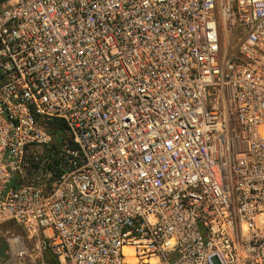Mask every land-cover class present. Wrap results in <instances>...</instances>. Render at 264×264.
<instances>
[{
  "label": "built area",
  "instance_id": "built-area-1",
  "mask_svg": "<svg viewBox=\"0 0 264 264\" xmlns=\"http://www.w3.org/2000/svg\"><path fill=\"white\" fill-rule=\"evenodd\" d=\"M5 222L0 264H264V0H0Z\"/></svg>",
  "mask_w": 264,
  "mask_h": 264
},
{
  "label": "trees",
  "instance_id": "trees-1",
  "mask_svg": "<svg viewBox=\"0 0 264 264\" xmlns=\"http://www.w3.org/2000/svg\"><path fill=\"white\" fill-rule=\"evenodd\" d=\"M49 130L53 135L54 143L57 145L64 143L68 139L67 126L63 120L54 119L49 121ZM5 250L6 244L0 238V260L5 258ZM45 259L47 264H59L57 259L50 253L45 255Z\"/></svg>",
  "mask_w": 264,
  "mask_h": 264
},
{
  "label": "rangeland",
  "instance_id": "rangeland-1",
  "mask_svg": "<svg viewBox=\"0 0 264 264\" xmlns=\"http://www.w3.org/2000/svg\"><path fill=\"white\" fill-rule=\"evenodd\" d=\"M11 235H23L22 229L13 223H1L0 224V238L5 242Z\"/></svg>",
  "mask_w": 264,
  "mask_h": 264
}]
</instances>
